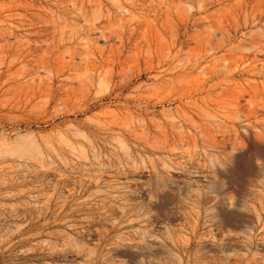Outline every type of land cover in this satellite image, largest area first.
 <instances>
[{
  "label": "rangeland",
  "instance_id": "374dc122",
  "mask_svg": "<svg viewBox=\"0 0 264 264\" xmlns=\"http://www.w3.org/2000/svg\"><path fill=\"white\" fill-rule=\"evenodd\" d=\"M0 264H264V0H0Z\"/></svg>",
  "mask_w": 264,
  "mask_h": 264
}]
</instances>
